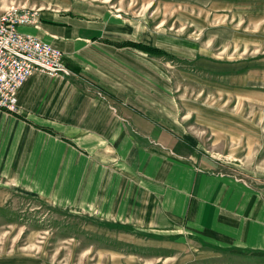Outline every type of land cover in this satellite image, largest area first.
Masks as SVG:
<instances>
[{
  "label": "crops",
  "instance_id": "obj_1",
  "mask_svg": "<svg viewBox=\"0 0 264 264\" xmlns=\"http://www.w3.org/2000/svg\"><path fill=\"white\" fill-rule=\"evenodd\" d=\"M114 4L72 0L39 8L36 23L19 26L62 50L71 73L34 70L16 90L18 110L0 108V181L91 207L98 221L128 231L264 264L261 193L231 170L244 163L241 154L227 157L228 111H210L220 118L209 123L217 127H209L210 143L203 128L189 129L174 80L165 77L166 54L131 42L165 49L168 59H195L196 49L171 32L166 41L149 13ZM237 125L238 134L245 126Z\"/></svg>",
  "mask_w": 264,
  "mask_h": 264
},
{
  "label": "rangeland",
  "instance_id": "obj_2",
  "mask_svg": "<svg viewBox=\"0 0 264 264\" xmlns=\"http://www.w3.org/2000/svg\"><path fill=\"white\" fill-rule=\"evenodd\" d=\"M68 1L72 0H0V13L19 6L35 8L39 14V8ZM113 2L129 12L149 13L150 24L166 31V41L172 42L171 32L194 46L197 56L192 60L168 59L169 52L162 48L155 53L166 54L165 77L174 80L182 111L189 115V129L203 128L210 143V128L217 127L209 123L220 120L210 118V111H228L229 132L234 133L229 134L227 157L241 154L244 163L231 170L239 171L245 187L258 186L264 206V0ZM243 122V132L237 134L239 129L234 128ZM238 146L244 149L237 150ZM90 209L63 206L0 181V264H256L260 260L190 246L175 236L128 231L111 221H98ZM162 238L165 242L158 241Z\"/></svg>",
  "mask_w": 264,
  "mask_h": 264
},
{
  "label": "built area",
  "instance_id": "obj_3",
  "mask_svg": "<svg viewBox=\"0 0 264 264\" xmlns=\"http://www.w3.org/2000/svg\"><path fill=\"white\" fill-rule=\"evenodd\" d=\"M36 18L32 7L10 6L0 13V107L8 110L17 108L16 88L33 70L69 72L59 48L18 30V25Z\"/></svg>",
  "mask_w": 264,
  "mask_h": 264
},
{
  "label": "bare ground",
  "instance_id": "obj_4",
  "mask_svg": "<svg viewBox=\"0 0 264 264\" xmlns=\"http://www.w3.org/2000/svg\"><path fill=\"white\" fill-rule=\"evenodd\" d=\"M33 9H35V8H33ZM36 12H37V18H36V20H35L34 22H29V23H24V24L36 23V22L39 20V14H38V11L36 10ZM24 24H20V25H18L17 28H18L19 31H21V30L19 29V26L24 25ZM21 32H22V31H21ZM24 33H25V32H24ZM61 51H62V50H61ZM62 62H63V64L65 65V63H64V61H63V51H62ZM65 66H66V65H65ZM66 67L69 69V72H68V73H64V72H58V73H62V74H70V73H71L70 68H69L68 66H66ZM33 71H34V70H33ZM33 71H32V72H33ZM39 71H42V70H39ZM32 72H31V73H32ZM43 72H45V71H43ZM46 73H47V72H46ZM58 73H55V74H58ZM29 74H30V73H29ZM29 74H28V75H29ZM48 74H50V73H48ZM28 75H27V76H28ZM50 75H54V74H50ZM27 76H26V77H27ZM26 77H25V78H26ZM25 78H24V79H25ZM24 79H23V81H24ZM23 81H22V82H23ZM22 82H21V83H22ZM21 83H20V84H21ZM20 84H19V85H20ZM19 85H18V87H19ZM18 87H17V88H18ZM17 88H16V90H17ZM16 105H17V108H16L15 110H8V109L3 108V107H0V108H1V109H4V110H7V111H17V110H18L17 97H16Z\"/></svg>",
  "mask_w": 264,
  "mask_h": 264
},
{
  "label": "trees",
  "instance_id": "obj_5",
  "mask_svg": "<svg viewBox=\"0 0 264 264\" xmlns=\"http://www.w3.org/2000/svg\"><path fill=\"white\" fill-rule=\"evenodd\" d=\"M131 44H133L135 46H138V47H141V48H143L145 50H148L149 52H152V53L163 51L159 47H156V46H153V45H150V44H143L141 42L132 41Z\"/></svg>",
  "mask_w": 264,
  "mask_h": 264
}]
</instances>
